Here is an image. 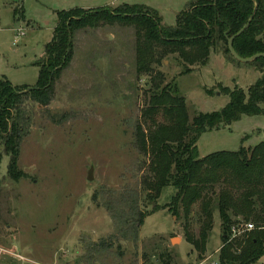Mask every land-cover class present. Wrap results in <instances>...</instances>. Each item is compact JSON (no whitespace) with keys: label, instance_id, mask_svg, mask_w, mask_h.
<instances>
[{"label":"rangeland","instance_id":"rangeland-1","mask_svg":"<svg viewBox=\"0 0 264 264\" xmlns=\"http://www.w3.org/2000/svg\"><path fill=\"white\" fill-rule=\"evenodd\" d=\"M191 1L0 0V81L34 87L38 70L33 64L51 41L60 11L138 5L155 11L162 25L174 26L176 13ZM72 44V60L55 82L51 102L45 107L26 100L21 106L18 168L26 178L8 176L9 157L0 144V264L216 263L221 229L215 211L200 255L184 239L183 218L166 209L146 216L136 239L124 224L138 212L169 203L175 193L165 187L156 203L142 206L139 185L148 175L134 131L149 77L136 73L135 28L105 24L82 29L73 34ZM210 51L203 65H189L174 53L153 66L165 83L177 86L189 119L223 107L228 101L223 87L246 91L260 76L256 67L229 60L220 48ZM261 107V115L204 131L196 143L198 155L235 151L242 136L248 146L264 139ZM195 218L193 235L199 230ZM237 223L250 222L238 218ZM254 264H264V255Z\"/></svg>","mask_w":264,"mask_h":264},{"label":"trees","instance_id":"trees-1","mask_svg":"<svg viewBox=\"0 0 264 264\" xmlns=\"http://www.w3.org/2000/svg\"><path fill=\"white\" fill-rule=\"evenodd\" d=\"M188 4L176 13L174 26L162 25L155 11L138 5L58 12L52 39L44 46L42 58L33 64L38 70L34 87L0 81V144L9 157L7 174L14 181L27 177L18 168L24 137L21 106L26 100L45 107L51 102L54 84L72 60L73 34L105 24L133 26L136 73L149 77L145 105L134 131V145L145 158L148 175L139 185L142 206L145 201L156 203L165 187H173L175 193L169 203L157 204L149 213L138 212L124 224L131 226L136 239L145 217L166 209L176 219L183 218L184 239L200 255L217 212L221 246L215 264H254L264 255V139L248 146L243 145L247 138L242 136L235 151L219 150L203 157L198 155L196 143L204 131L229 126L243 116L262 114L264 57L242 63L260 72L246 91L223 87L227 103L218 111L197 113L191 119L177 86L165 83L153 66L174 53L189 65H203L210 50L216 48L240 63L228 51L230 38L231 48L240 58L264 54V0H192ZM13 14L16 16L17 10ZM249 16L248 25L236 34ZM193 216L199 224L197 235L191 233ZM238 218L250 222L253 229L227 241Z\"/></svg>","mask_w":264,"mask_h":264},{"label":"water","instance_id":"water-1","mask_svg":"<svg viewBox=\"0 0 264 264\" xmlns=\"http://www.w3.org/2000/svg\"><path fill=\"white\" fill-rule=\"evenodd\" d=\"M248 22L236 33H240L249 23V21L251 20V16L248 17ZM231 42H232V38L228 39V42H227V48H228V51H230L231 55L236 59L238 60L239 62L241 63H248L249 61L255 59V58H258V57H264V54L263 53H257V54H254L253 56H250L248 58H240L237 56V54L232 50L231 48ZM87 179L90 181L92 180V168H90L89 172H88V176H87ZM68 264H72V262L68 263Z\"/></svg>","mask_w":264,"mask_h":264},{"label":"built area","instance_id":"built-area-1","mask_svg":"<svg viewBox=\"0 0 264 264\" xmlns=\"http://www.w3.org/2000/svg\"><path fill=\"white\" fill-rule=\"evenodd\" d=\"M252 224L251 223H243L237 225L231 226L230 233H231V238L237 237V235H240L244 232H248L252 230ZM212 264H215V262H212Z\"/></svg>","mask_w":264,"mask_h":264},{"label":"crops","instance_id":"crops-1","mask_svg":"<svg viewBox=\"0 0 264 264\" xmlns=\"http://www.w3.org/2000/svg\"><path fill=\"white\" fill-rule=\"evenodd\" d=\"M232 124H233V123H232ZM214 131H217V130H214ZM206 132H207V131H206ZM203 133H205V132H203ZM203 133H202V134H203ZM201 136H202V135H201ZM201 136H200V137H201ZM200 137H199V138H200ZM205 155H206V154H205ZM218 219H219V216H218ZM213 222H214V220H213ZM218 224H219V222H218ZM220 229H221V228H220ZM220 236H221V235H220ZM220 246H221V245H220ZM220 246L216 249V251L220 248Z\"/></svg>","mask_w":264,"mask_h":264}]
</instances>
